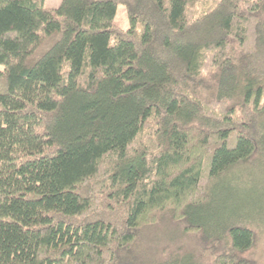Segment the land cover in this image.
<instances>
[{
  "label": "trees",
  "instance_id": "trees-1",
  "mask_svg": "<svg viewBox=\"0 0 264 264\" xmlns=\"http://www.w3.org/2000/svg\"><path fill=\"white\" fill-rule=\"evenodd\" d=\"M256 156L264 0H0V264H258Z\"/></svg>",
  "mask_w": 264,
  "mask_h": 264
},
{
  "label": "rangeland",
  "instance_id": "rangeland-1",
  "mask_svg": "<svg viewBox=\"0 0 264 264\" xmlns=\"http://www.w3.org/2000/svg\"><path fill=\"white\" fill-rule=\"evenodd\" d=\"M62 2L63 0H43V5L45 7L56 8L59 7ZM114 23L119 29L122 30H126L129 27L127 12L122 5L117 6ZM234 171L235 173H233V175H227L226 178L219 183V197H224L225 192L232 187L240 189L241 186L250 185L251 187L254 186V188L256 189L258 188L259 191L252 192L251 196L249 195V193L252 190L247 192V194L244 195L245 197H243V203L244 201L251 202L246 204L247 207H250L247 211L257 219L256 221H253V223H255L254 226L257 228L259 235L258 241L256 242V245L252 249V251L246 252L242 255L250 258L251 260H254V262L256 260V263L258 264H264V159H262L260 156H256L250 161L237 166L236 170L234 169ZM253 201L255 202L253 203ZM244 211L246 210L244 209ZM167 227H170L169 224ZM159 236H162V238H164V236H167V233L165 232V230L158 231V233L151 232L150 234H147L145 240L148 241V245L152 247L155 245L154 241L156 240V238H159ZM177 243L178 245L187 248L186 244L179 242ZM155 257H157V255H148L147 261L152 259L154 260ZM139 262H142V260H140Z\"/></svg>",
  "mask_w": 264,
  "mask_h": 264
}]
</instances>
